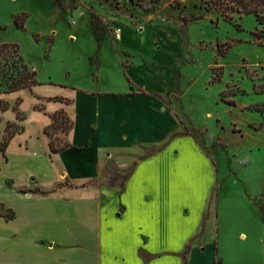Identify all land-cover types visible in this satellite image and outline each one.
Here are the masks:
<instances>
[{
    "label": "crops",
    "instance_id": "1",
    "mask_svg": "<svg viewBox=\"0 0 264 264\" xmlns=\"http://www.w3.org/2000/svg\"><path fill=\"white\" fill-rule=\"evenodd\" d=\"M62 84L0 96V130L23 127L0 151V264H246L198 241L214 224L215 169L173 107L128 83ZM55 96L67 102L46 100ZM58 110L72 122L70 145L51 152L44 128ZM132 165L109 181L108 170Z\"/></svg>",
    "mask_w": 264,
    "mask_h": 264
},
{
    "label": "rangeland",
    "instance_id": "2",
    "mask_svg": "<svg viewBox=\"0 0 264 264\" xmlns=\"http://www.w3.org/2000/svg\"><path fill=\"white\" fill-rule=\"evenodd\" d=\"M0 42L18 45L38 90L128 83L173 107L215 169L216 225L198 241L264 264V114L252 109L264 103V23L226 20L207 0H0Z\"/></svg>",
    "mask_w": 264,
    "mask_h": 264
},
{
    "label": "trees",
    "instance_id": "3",
    "mask_svg": "<svg viewBox=\"0 0 264 264\" xmlns=\"http://www.w3.org/2000/svg\"><path fill=\"white\" fill-rule=\"evenodd\" d=\"M207 3L217 9L219 14L226 20L231 21L234 15L242 16L246 14H252L258 24L264 23V0H207ZM14 24L17 28H22V24L17 19H14ZM96 38L99 40V36L96 33ZM40 82L36 78V71L29 67L20 55L18 45L10 42H0V94H8L18 91L20 89H31L35 85H39ZM143 93V92H141ZM46 100H58L65 101L61 97H48ZM20 102L18 98L13 105V109L17 110V105ZM9 104L5 100H0V111L8 109ZM35 108H40L35 106ZM41 109V108H40ZM252 109L264 114V103L252 106ZM17 119L21 120L22 114L17 110ZM51 123L44 128L49 138V146L51 152H59L67 148L70 144L66 139L62 140L56 136L58 129L64 130L66 135L71 128L72 122L66 116L63 110H58L50 115ZM23 129L22 126L15 122H8L5 128V135L0 139V151L4 153L6 146L12 136L20 132ZM187 133V132H186ZM156 148L150 149L146 152L149 155ZM132 166L123 174L118 169L108 170L107 177L110 182L125 180L132 170ZM13 213L9 212L7 217L12 216Z\"/></svg>",
    "mask_w": 264,
    "mask_h": 264
},
{
    "label": "built area",
    "instance_id": "4",
    "mask_svg": "<svg viewBox=\"0 0 264 264\" xmlns=\"http://www.w3.org/2000/svg\"><path fill=\"white\" fill-rule=\"evenodd\" d=\"M115 36H116L117 38L120 37V29H116Z\"/></svg>",
    "mask_w": 264,
    "mask_h": 264
}]
</instances>
